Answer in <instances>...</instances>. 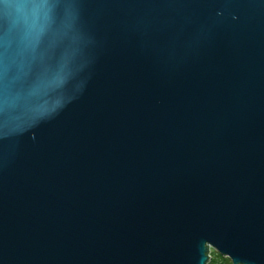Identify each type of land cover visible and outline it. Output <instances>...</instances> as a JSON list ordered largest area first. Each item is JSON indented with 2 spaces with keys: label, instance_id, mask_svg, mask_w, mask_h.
<instances>
[{
  "label": "water",
  "instance_id": "obj_1",
  "mask_svg": "<svg viewBox=\"0 0 264 264\" xmlns=\"http://www.w3.org/2000/svg\"><path fill=\"white\" fill-rule=\"evenodd\" d=\"M264 264V0H0V264Z\"/></svg>",
  "mask_w": 264,
  "mask_h": 264
},
{
  "label": "trees",
  "instance_id": "obj_2",
  "mask_svg": "<svg viewBox=\"0 0 264 264\" xmlns=\"http://www.w3.org/2000/svg\"><path fill=\"white\" fill-rule=\"evenodd\" d=\"M209 260L207 264H231L228 257L219 254L217 251L211 249L209 252Z\"/></svg>",
  "mask_w": 264,
  "mask_h": 264
}]
</instances>
